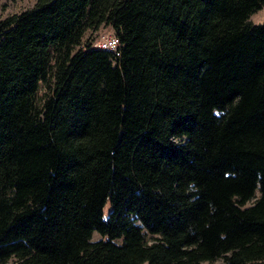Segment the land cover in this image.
Segmentation results:
<instances>
[{
	"label": "trees",
	"instance_id": "1",
	"mask_svg": "<svg viewBox=\"0 0 264 264\" xmlns=\"http://www.w3.org/2000/svg\"><path fill=\"white\" fill-rule=\"evenodd\" d=\"M259 9L35 0L0 20V264H264ZM100 26L117 55L81 43Z\"/></svg>",
	"mask_w": 264,
	"mask_h": 264
},
{
	"label": "rangeland",
	"instance_id": "2",
	"mask_svg": "<svg viewBox=\"0 0 264 264\" xmlns=\"http://www.w3.org/2000/svg\"><path fill=\"white\" fill-rule=\"evenodd\" d=\"M35 0H0V20L4 19L10 15H17L25 10H28L33 7ZM264 21V9H259L254 11L249 15L247 22L249 24H259ZM111 30L109 27L100 26L97 30H86L81 38V43H85L86 41L92 39L97 42L99 39L110 36ZM91 40V41H92ZM45 92L44 84H39L37 90V97H41ZM109 210V206L107 203L104 204L102 212L103 217L106 216ZM98 236L95 233H92L90 240H96ZM212 264H222L221 261L216 260Z\"/></svg>",
	"mask_w": 264,
	"mask_h": 264
},
{
	"label": "built area",
	"instance_id": "3",
	"mask_svg": "<svg viewBox=\"0 0 264 264\" xmlns=\"http://www.w3.org/2000/svg\"><path fill=\"white\" fill-rule=\"evenodd\" d=\"M92 46L117 55L118 41L112 35L99 39L97 42L93 43Z\"/></svg>",
	"mask_w": 264,
	"mask_h": 264
}]
</instances>
